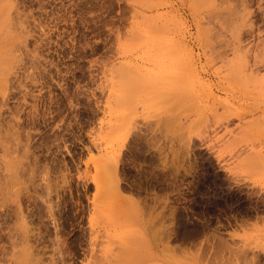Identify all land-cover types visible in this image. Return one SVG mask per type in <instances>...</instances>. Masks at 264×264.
<instances>
[{"label":"rangeland","instance_id":"obj_1","mask_svg":"<svg viewBox=\"0 0 264 264\" xmlns=\"http://www.w3.org/2000/svg\"><path fill=\"white\" fill-rule=\"evenodd\" d=\"M0 11V264H264V0Z\"/></svg>","mask_w":264,"mask_h":264},{"label":"bare ground","instance_id":"obj_2","mask_svg":"<svg viewBox=\"0 0 264 264\" xmlns=\"http://www.w3.org/2000/svg\"><path fill=\"white\" fill-rule=\"evenodd\" d=\"M2 7V6H1ZM1 12V11H0ZM0 15H1V13H0ZM5 22V21H4ZM1 56H2V54H1ZM2 58H3V56H2ZM5 58V57H4ZM0 59H1V57H0ZM7 59V58H6ZM1 61H3V59L1 60ZM0 64H1V70H0V72L1 71H3V72H5V69H3V68H5V66H3V65H5V64H2L1 62H0ZM245 66V65H244ZM243 65H242V67L241 68H243L244 67ZM255 71V70H254ZM2 73V72H1ZM1 73H0V75H1ZM255 73V72H254ZM3 74V73H2ZM251 74H252V72H251ZM13 162V161H12ZM17 165V164H16ZM13 167V166H12ZM15 169V168H14ZM145 242V241H144ZM139 253V252H138ZM129 254V253H128ZM132 254V253H131ZM141 254V253H140ZM126 256V255H125ZM135 257V256H134ZM133 257V258H134ZM125 264V263H124Z\"/></svg>","mask_w":264,"mask_h":264}]
</instances>
